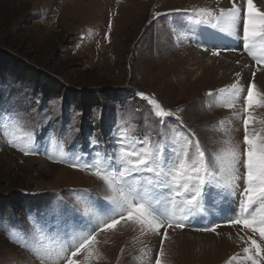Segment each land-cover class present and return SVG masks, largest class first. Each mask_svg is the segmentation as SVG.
I'll return each mask as SVG.
<instances>
[{"label": "rangeland", "instance_id": "rangeland-1", "mask_svg": "<svg viewBox=\"0 0 264 264\" xmlns=\"http://www.w3.org/2000/svg\"><path fill=\"white\" fill-rule=\"evenodd\" d=\"M193 6L210 7L206 0H0L1 54L29 65L32 61L46 76L49 72L62 74L73 83L66 86L74 96L78 94V101L95 86L120 95L129 92L118 101L105 100L101 95L105 107H92L82 119L74 104L63 111L62 101L42 98L37 86L33 90L27 81H15L9 72L0 76V108L24 116V128L34 132L39 148V154L26 156L10 147L0 134V264H41L32 252L9 241V226L27 233L31 230L29 217L46 212L49 206L71 208L85 196L103 202L101 181L88 171L54 160L76 162L82 152L92 153L90 138L100 141L98 151L108 153L115 146L113 136L121 133L129 139L151 135L155 140L163 139L161 133L166 130L171 140L175 118H169L172 123L162 128L152 106L138 92L154 97L167 110L182 109L177 114L185 131L194 133L209 152L227 147L225 141L229 139L242 143V120L232 116L230 109L217 106L224 102L220 97L206 95L209 90L230 85L231 80L215 78L209 70L200 72L201 59L194 54L191 58L190 52L184 55L181 44L198 51L202 48L180 33L173 34V17L162 16L149 23L154 11L165 13ZM175 22L180 25L179 20ZM34 99H40L41 104ZM237 109H241L240 104ZM252 111L250 131L264 132V108ZM217 121L225 123L217 126ZM93 155L84 159L91 162ZM240 186L242 190L243 181ZM212 199L218 204L220 197L214 193ZM223 220L219 207L210 200L206 211L192 217L183 230H168L163 240L165 264H197L196 258L181 255L174 247L178 233L202 234L203 239L213 238L221 244L226 241L221 233L227 229L234 233L232 239L216 253L220 264H226L240 248L239 237L245 233L238 235L240 226L227 225ZM215 223L221 224L217 229L220 235L196 230ZM185 236L190 238H182ZM152 237L155 245L149 243ZM162 237L163 232L145 236L139 229L121 224L115 231L98 236L93 247L100 255L91 264H148L149 259L155 264ZM78 259L83 264V255Z\"/></svg>", "mask_w": 264, "mask_h": 264}, {"label": "snow or ice", "instance_id": "snow-or-ice-1", "mask_svg": "<svg viewBox=\"0 0 264 264\" xmlns=\"http://www.w3.org/2000/svg\"><path fill=\"white\" fill-rule=\"evenodd\" d=\"M162 16L174 18V35L182 34L210 56L220 57L225 51L242 48L253 62L242 65L252 77L246 84L241 83L242 73L237 71L230 85L206 94L220 97L224 102L217 106L230 109L232 116L242 120V143L229 139L225 141L227 147L209 152L194 133L185 131L177 114L182 109L167 110L154 97L138 92L152 106L162 128L172 123L169 118H175L173 137L169 140L166 130L161 133L163 139L155 140L151 135L129 139L121 133L113 136L111 153L98 151L100 141L90 138L92 153L82 152L76 162L54 160L90 172L102 182L105 195L103 202L85 196L71 208L49 206L46 212L29 217L31 230L27 233L9 226V241L32 252L41 264H82L78 259L81 255L83 264H91L100 255L93 247L98 236L115 231L121 224L139 229L145 236L163 232L155 264H165L163 240L168 230H183L192 217L206 211L210 200L219 207L225 224L240 226L238 235L245 233L239 237L241 251L231 256L228 264H264V132L250 131L252 110L264 108V91L256 83L258 74H264V9L254 0H231L227 9L193 6L165 13L154 11L149 23ZM225 38L238 44H225ZM214 123L222 126L225 121ZM24 124L20 112L0 108V134L6 143L26 156L39 154L34 132L26 130ZM93 153L91 162L84 159ZM214 193L220 197L218 204L212 199ZM220 227L215 223L196 230L220 235Z\"/></svg>", "mask_w": 264, "mask_h": 264}, {"label": "bare ground", "instance_id": "bare-ground-1", "mask_svg": "<svg viewBox=\"0 0 264 264\" xmlns=\"http://www.w3.org/2000/svg\"><path fill=\"white\" fill-rule=\"evenodd\" d=\"M206 1L208 2L209 6L212 8L220 7L227 9L231 7V0H206ZM254 3H256L257 7L264 9V0H254ZM224 43L230 46H236L238 44L237 41L232 40L231 38H225ZM181 46L183 48L182 50L184 52V55L190 52L189 56H191V58L192 55L194 54L195 56H197V58L201 59V61H199V68H198L201 70L200 72L209 70V73H211V75H213L215 78H220L225 82L229 80L233 82L236 79L235 73L237 71L242 73V79H241L242 84H246L249 80L252 79L250 72L246 68H243L242 65L244 63L252 64L253 62L250 61V58L247 57L246 53H242V48H238L236 52L225 51L223 55L220 57H210L208 53L201 51L202 49L198 51L193 49V47L192 48L189 47V45L188 46L186 45L187 46L186 47L185 45L181 44ZM238 60L241 61L242 63L237 64ZM256 83L259 87L264 88V74H258ZM226 230L225 231L222 230L223 232L221 233V236L226 241H229L234 233L230 232L229 230L227 231ZM183 235H188V237L190 238L188 239L186 238V236L182 238ZM203 238L204 236L202 234L199 235L190 232L188 234L184 231L180 234L178 233L177 237L174 239L173 245H175L174 246L175 248H178V251L179 253H181V255L186 256V254L188 253V255L190 254L191 256L196 258L197 264H214V263L217 264L219 262L218 254L216 256V253H219L218 247L221 248L224 245L227 246L226 241L224 243L222 242L221 245L219 244L221 241L218 243L216 240H212L213 238L212 239H203ZM149 243L150 245H155V238L152 237ZM191 244H196V246H192ZM241 248H242V244L240 248L237 249L235 248L236 253L240 252ZM209 253L211 254L213 253V257L210 258ZM220 254H221V250H220ZM228 262L229 261H227L226 264H228Z\"/></svg>", "mask_w": 264, "mask_h": 264}, {"label": "trees", "instance_id": "trees-1", "mask_svg": "<svg viewBox=\"0 0 264 264\" xmlns=\"http://www.w3.org/2000/svg\"><path fill=\"white\" fill-rule=\"evenodd\" d=\"M7 15L8 14L5 15V18L7 17ZM30 63V65L26 62L21 63L18 59L10 57L9 54L4 55L0 53V76L3 77L9 72L11 73V75H13L15 81L19 83H24L25 81H27V83H29L30 87L33 88V90L37 86L39 91L38 93L43 96L42 98L55 97L58 100L62 101L63 111H66L67 108H69L70 104H74L80 111L82 119L87 116V113L92 107H105L103 104V100L100 97L101 95L104 96L105 100L111 99L113 101H118L124 98V96L129 95V92L127 94L125 93L120 95V93L118 94L117 91H104L102 90V88H95V86L93 88V92L88 91V93L86 92L83 93V95L81 94V97L78 101V94L74 96V91L68 88V86L73 85L72 82L70 84L68 83L70 82L69 79H66L62 74H58L56 72H49L50 74L46 76L44 72L39 69V66L35 65V63L32 61H30ZM75 87L82 88L77 84ZM34 100L39 101L40 99ZM40 104L41 102L39 101V105ZM43 131L44 129H42V132L40 133L42 134ZM79 139H81V134H79ZM79 139L76 140L78 141ZM1 204L4 205V203Z\"/></svg>", "mask_w": 264, "mask_h": 264}]
</instances>
